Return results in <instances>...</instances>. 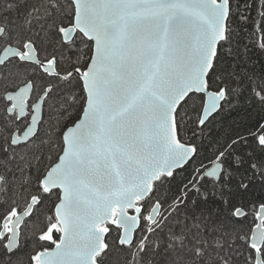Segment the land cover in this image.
<instances>
[{"label": "snow or ice", "instance_id": "snow-or-ice-1", "mask_svg": "<svg viewBox=\"0 0 264 264\" xmlns=\"http://www.w3.org/2000/svg\"><path fill=\"white\" fill-rule=\"evenodd\" d=\"M0 264H264V0H0Z\"/></svg>", "mask_w": 264, "mask_h": 264}, {"label": "trees", "instance_id": "trees-1", "mask_svg": "<svg viewBox=\"0 0 264 264\" xmlns=\"http://www.w3.org/2000/svg\"><path fill=\"white\" fill-rule=\"evenodd\" d=\"M251 15L259 22V16L257 15L256 11H253ZM238 31H240L241 39L244 44L251 45L253 40L258 38V36H254V28L253 26L249 25L248 27L241 26L238 28ZM250 55L252 56L253 62L257 63V66H259L258 58L260 57V51L258 48L256 49H250ZM237 120H240L241 117H236Z\"/></svg>", "mask_w": 264, "mask_h": 264}]
</instances>
